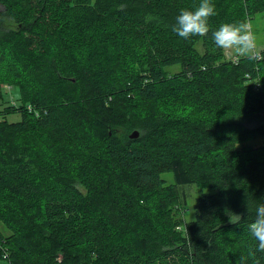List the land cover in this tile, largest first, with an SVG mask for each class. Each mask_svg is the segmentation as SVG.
<instances>
[{
	"label": "trees",
	"instance_id": "16d2710c",
	"mask_svg": "<svg viewBox=\"0 0 264 264\" xmlns=\"http://www.w3.org/2000/svg\"><path fill=\"white\" fill-rule=\"evenodd\" d=\"M212 2L184 39L200 0H0L2 263L264 264V48L211 36L264 0Z\"/></svg>",
	"mask_w": 264,
	"mask_h": 264
},
{
	"label": "clouds",
	"instance_id": "9594fccd",
	"mask_svg": "<svg viewBox=\"0 0 264 264\" xmlns=\"http://www.w3.org/2000/svg\"><path fill=\"white\" fill-rule=\"evenodd\" d=\"M215 14V5L212 0H200V4L195 10L179 12L175 17L172 31L184 39L193 35H204L209 31L208 18ZM211 36L218 49H234L237 53L242 54L254 46L252 34L244 23H221L212 31ZM248 231L257 241V248L249 253L250 256L255 257L257 252H264V203L256 204L255 219L249 225ZM255 264H259L258 259L255 260Z\"/></svg>",
	"mask_w": 264,
	"mask_h": 264
},
{
	"label": "rangeland",
	"instance_id": "374dc122",
	"mask_svg": "<svg viewBox=\"0 0 264 264\" xmlns=\"http://www.w3.org/2000/svg\"><path fill=\"white\" fill-rule=\"evenodd\" d=\"M248 29L252 34L253 37V48L250 49L248 52L245 53H237L234 49L233 50H225L224 54L227 59H230L232 61H237L238 56H245V55H253L254 52L257 54L258 51H261L264 48V11L258 12L254 14L248 22ZM8 120H12V117L8 116ZM161 178H164L167 183L173 182V176L171 171L163 172L161 173ZM193 186V185H192ZM195 188V193H193V188L190 187L189 191L191 195H188L187 202L188 206L187 208L191 207V204L193 203L195 197L198 195V190L196 186H193ZM189 210V209H188ZM187 219H189L188 216H186ZM0 264H5L0 261Z\"/></svg>",
	"mask_w": 264,
	"mask_h": 264
},
{
	"label": "built area",
	"instance_id": "2783aa9c",
	"mask_svg": "<svg viewBox=\"0 0 264 264\" xmlns=\"http://www.w3.org/2000/svg\"><path fill=\"white\" fill-rule=\"evenodd\" d=\"M255 55H256V57H257V58H259V57H260L259 53L255 54Z\"/></svg>",
	"mask_w": 264,
	"mask_h": 264
},
{
	"label": "water",
	"instance_id": "95a60500",
	"mask_svg": "<svg viewBox=\"0 0 264 264\" xmlns=\"http://www.w3.org/2000/svg\"><path fill=\"white\" fill-rule=\"evenodd\" d=\"M136 134H137V131L134 132V135H136Z\"/></svg>",
	"mask_w": 264,
	"mask_h": 264
}]
</instances>
